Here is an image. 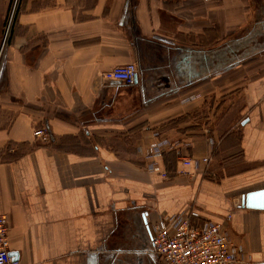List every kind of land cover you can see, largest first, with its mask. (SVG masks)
<instances>
[{"label":"crops","instance_id":"0c3cea01","mask_svg":"<svg viewBox=\"0 0 264 264\" xmlns=\"http://www.w3.org/2000/svg\"><path fill=\"white\" fill-rule=\"evenodd\" d=\"M5 44L0 210L19 264H158L153 223L188 208L264 261V210L242 206L264 188V0H20ZM127 63L135 85L104 77ZM155 129L205 171L176 174L170 151L173 177L146 173Z\"/></svg>","mask_w":264,"mask_h":264},{"label":"built area","instance_id":"2783aa9c","mask_svg":"<svg viewBox=\"0 0 264 264\" xmlns=\"http://www.w3.org/2000/svg\"><path fill=\"white\" fill-rule=\"evenodd\" d=\"M138 73L137 64L127 63L107 70L104 77L133 86ZM192 99L190 97L186 101ZM34 134L43 142L51 138L46 128L36 129ZM188 141L185 138L171 140L160 130H153L147 149L142 151L143 170L157 174L164 180L169 179L171 176L164 163V156L170 151H176L180 166L176 174H185L187 168L192 166L196 172L205 171L210 158L191 157ZM213 142L210 139V143ZM8 232V215L0 210V264H19L10 255ZM151 245L152 252L159 257L158 264H244L248 260L244 247L232 240L223 229V223L191 208L160 216L151 229Z\"/></svg>","mask_w":264,"mask_h":264},{"label":"rangeland","instance_id":"374dc122","mask_svg":"<svg viewBox=\"0 0 264 264\" xmlns=\"http://www.w3.org/2000/svg\"><path fill=\"white\" fill-rule=\"evenodd\" d=\"M20 0H0V69L3 66L6 44L14 25Z\"/></svg>","mask_w":264,"mask_h":264},{"label":"water","instance_id":"95a60500","mask_svg":"<svg viewBox=\"0 0 264 264\" xmlns=\"http://www.w3.org/2000/svg\"><path fill=\"white\" fill-rule=\"evenodd\" d=\"M136 82H138V76L136 77ZM242 206L250 209L264 210V188L245 193L242 196ZM143 219L144 222L147 223L144 214H143ZM10 255L13 257L14 261H18L17 251H10ZM255 264H264V261L257 262Z\"/></svg>","mask_w":264,"mask_h":264},{"label":"trees","instance_id":"16d2710c","mask_svg":"<svg viewBox=\"0 0 264 264\" xmlns=\"http://www.w3.org/2000/svg\"><path fill=\"white\" fill-rule=\"evenodd\" d=\"M168 170H169L170 176L173 177L174 174H175L174 171L173 170H170L169 168H168Z\"/></svg>","mask_w":264,"mask_h":264},{"label":"flooded vegetation","instance_id":"af4514ba","mask_svg":"<svg viewBox=\"0 0 264 264\" xmlns=\"http://www.w3.org/2000/svg\"><path fill=\"white\" fill-rule=\"evenodd\" d=\"M150 230V229H149ZM151 232V231H150ZM128 264H133V263H128Z\"/></svg>","mask_w":264,"mask_h":264}]
</instances>
